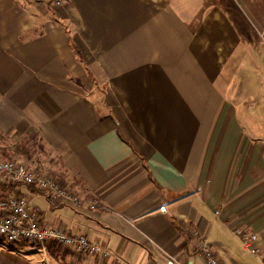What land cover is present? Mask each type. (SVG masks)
<instances>
[{
    "label": "crops",
    "instance_id": "crops-1",
    "mask_svg": "<svg viewBox=\"0 0 264 264\" xmlns=\"http://www.w3.org/2000/svg\"><path fill=\"white\" fill-rule=\"evenodd\" d=\"M34 140L84 200L36 191L40 221L111 253L0 264H264V0H0V157Z\"/></svg>",
    "mask_w": 264,
    "mask_h": 264
},
{
    "label": "built area",
    "instance_id": "built-area-1",
    "mask_svg": "<svg viewBox=\"0 0 264 264\" xmlns=\"http://www.w3.org/2000/svg\"><path fill=\"white\" fill-rule=\"evenodd\" d=\"M52 6H63L66 0H44ZM0 143V155L2 152ZM38 191L45 194L50 202L70 200L76 209H81L84 200L64 187L46 169L30 166L25 161L0 157V241L12 244H36L45 250L51 245L69 248L75 254L85 257L110 256V250L98 242L92 241L84 233L68 232L62 228L50 227L39 219L38 207L32 205L31 196ZM202 187L182 197L201 192ZM170 202L159 207L167 212ZM234 232L241 236L244 246L254 254H261L259 237L255 233H246L237 226ZM201 249L207 257L208 264H222L207 241L201 242ZM166 264H177L170 258Z\"/></svg>",
    "mask_w": 264,
    "mask_h": 264
},
{
    "label": "rangeland",
    "instance_id": "rangeland-1",
    "mask_svg": "<svg viewBox=\"0 0 264 264\" xmlns=\"http://www.w3.org/2000/svg\"><path fill=\"white\" fill-rule=\"evenodd\" d=\"M32 142H36V144L33 145ZM1 144H3V142H1ZM19 148H15V153H13L12 151H10L11 153V157H9V159H18V158H21V159H18V160H22V161H25L26 163H29L30 164H33V166L35 167H43V164L42 162L39 160L38 161V157L37 154L39 151V148H38V144H37V141H28V142H20L19 144ZM15 156H17L16 158H14ZM28 160V162L26 160ZM42 169H46V168H42ZM33 245V243H30ZM36 245V244H34ZM61 248V247H60Z\"/></svg>",
    "mask_w": 264,
    "mask_h": 264
},
{
    "label": "trees",
    "instance_id": "trees-1",
    "mask_svg": "<svg viewBox=\"0 0 264 264\" xmlns=\"http://www.w3.org/2000/svg\"><path fill=\"white\" fill-rule=\"evenodd\" d=\"M52 246H55V244H53Z\"/></svg>",
    "mask_w": 264,
    "mask_h": 264
}]
</instances>
